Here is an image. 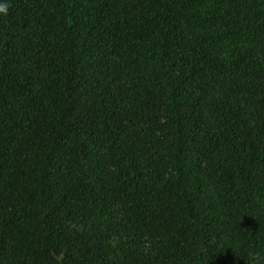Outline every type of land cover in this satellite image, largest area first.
<instances>
[{
	"label": "trees",
	"instance_id": "1",
	"mask_svg": "<svg viewBox=\"0 0 264 264\" xmlns=\"http://www.w3.org/2000/svg\"><path fill=\"white\" fill-rule=\"evenodd\" d=\"M0 5V264H264V0Z\"/></svg>",
	"mask_w": 264,
	"mask_h": 264
},
{
	"label": "clouds",
	"instance_id": "2",
	"mask_svg": "<svg viewBox=\"0 0 264 264\" xmlns=\"http://www.w3.org/2000/svg\"><path fill=\"white\" fill-rule=\"evenodd\" d=\"M7 7L6 6H2V5H0V13H4V14H6L7 13ZM256 259H264V257H260V256H257L256 257Z\"/></svg>",
	"mask_w": 264,
	"mask_h": 264
}]
</instances>
